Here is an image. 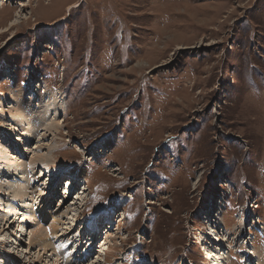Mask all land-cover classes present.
Returning <instances> with one entry per match:
<instances>
[{
  "label": "rangeland",
  "instance_id": "obj_1",
  "mask_svg": "<svg viewBox=\"0 0 264 264\" xmlns=\"http://www.w3.org/2000/svg\"><path fill=\"white\" fill-rule=\"evenodd\" d=\"M2 138L0 264H264V0H0Z\"/></svg>",
  "mask_w": 264,
  "mask_h": 264
},
{
  "label": "bare ground",
  "instance_id": "obj_2",
  "mask_svg": "<svg viewBox=\"0 0 264 264\" xmlns=\"http://www.w3.org/2000/svg\"><path fill=\"white\" fill-rule=\"evenodd\" d=\"M37 88V87H36ZM31 97H32V95H31ZM33 98V101H31L30 102V104L31 103H33L34 102V100H35V97L33 96L32 97ZM53 98V97H52ZM56 98V97H55ZM54 98V99H55ZM55 101L56 100H54L52 103H51V101L50 102H46L47 104L43 107V112H42V114H43V116L44 117H46L47 116V114H48V111H49V109H50V106H52L51 104H54L55 103ZM50 103V104H49ZM49 104V105H48ZM47 105H48V108H47ZM62 110H63V108H61ZM62 112V111H61ZM22 113V112H21ZM29 113V112H28ZM22 116H23V114H22ZM23 118H24V116H23ZM25 119V118H24ZM47 125H48V122H47ZM48 126H50V122H49V125ZM47 126V127H48ZM31 126H29V128H30ZM33 129V128H32ZM46 129H48V128H46ZM30 131V130H29ZM32 132L34 133V130H32ZM6 140V138L4 139V138H2V140H0V144H2V143H4V142H6L5 141ZM17 144V143H16ZM16 144H12V146L14 147H17V145ZM5 149V148H3L1 145H0V150L3 152L2 154H0V159H3V160H6V161H8L9 160V158H8V156H6L5 154V152L3 151V150ZM8 159V160H7ZM37 159V158H36ZM35 159V161H37ZM40 159H42V158H40ZM39 160V159H38ZM38 162V161H37ZM74 177L76 178V176H73V177H71V179H68L67 180V182H68V186H69V184H71V187H70V189H65L66 190V194L68 195V194H70L71 192H72V190L71 189H73V183H75V180H74ZM72 180V181H71ZM77 180V179H76ZM10 183H8L5 187H9L8 189L9 190H13L12 189V187L9 185ZM19 187V186H18ZM23 188V187H22ZM21 187L20 188H18V189H16V193H17V196H20L19 195V193H21L22 195H24V191H23V189H22ZM84 191H83V194L82 195H80V197H79V199H78V202H76L75 203V206H78V205H82V202H84V198L83 197H87L86 195H85V193H86V189H83ZM89 191V190H88ZM13 192V191H12ZM15 194V193H14ZM73 197H74V195H73ZM74 204V203H73ZM80 205V206H81ZM59 206H61V204L59 205ZM76 211V210H75ZM66 215H68L67 213H66ZM75 217V216H74ZM52 218L54 219V222H53V225H52V227H51V230L53 229V233L50 235V236H53V238L55 237V235H57V233H58V230H59V226L61 225V223H60V221L58 220L59 219V216L58 217H55V216H52ZM258 222V221H257ZM257 222H255V223H257ZM113 224H114V220H113V222H112ZM61 227V226H60ZM241 227H243L242 225H240V228ZM109 230L107 229V233L108 232H112V230L115 228H111V226H109ZM98 229V228H97ZM256 228H252V230H255ZM66 231V230H65ZM243 231V230H242ZM213 232H217V231H213ZM104 234V233H103ZM105 235H107V234H105ZM250 235V234H249ZM39 237V238H38ZM38 237H36L37 239H36V242L39 244H41V245H43L44 247H49V245L51 244H47L46 242H48V237L49 236H43V233H40L39 234V236ZM63 237H66V238H69V236H67L66 235V232H65V234L63 235V236H61V238H63ZM94 238V237H93ZM71 241L73 242V240L71 239V237H70V239L68 240V242H67V244H65V246H63V250H65V249H67L71 244H74V242L73 243H71ZM223 242H226V239H224V240H222ZM81 243V242H80ZM76 244H79V242L78 243H76ZM79 246H81L80 244H79ZM85 251V250H84ZM88 252V251H87ZM87 252L85 253V254H87ZM96 252H99V253H101V249H99L98 251H95V254L97 255V253ZM219 252H222L221 250L219 251ZM216 253V254H214V255H212V256H210V258H212V259H214V263L215 264H219V263H223V261L222 262H219V260H224V258H227L226 257V254L225 255H222L221 256V254L220 253ZM73 253H75L74 251H73ZM245 253V252H244ZM94 254V255H95ZM72 258L73 259H77V258H79V259H77V260H79V261H81L82 263L85 261V260H87L86 258H83V257H81V254H77V255H75V256H70L69 257V261L70 260H72ZM209 258V257H208ZM94 259V258H93ZM244 259V258H243ZM68 261V263L67 264H70V262ZM92 264H95L96 262H91Z\"/></svg>",
  "mask_w": 264,
  "mask_h": 264
}]
</instances>
